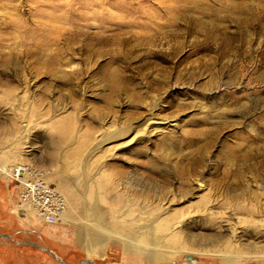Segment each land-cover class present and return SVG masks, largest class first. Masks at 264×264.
Listing matches in <instances>:
<instances>
[{"label": "rangeland", "instance_id": "374dc122", "mask_svg": "<svg viewBox=\"0 0 264 264\" xmlns=\"http://www.w3.org/2000/svg\"><path fill=\"white\" fill-rule=\"evenodd\" d=\"M0 234V264H264V0H0Z\"/></svg>", "mask_w": 264, "mask_h": 264}, {"label": "built area", "instance_id": "2783aa9c", "mask_svg": "<svg viewBox=\"0 0 264 264\" xmlns=\"http://www.w3.org/2000/svg\"><path fill=\"white\" fill-rule=\"evenodd\" d=\"M4 174L10 182L18 185L21 207L34 211L37 218L48 224L58 221L66 203L64 196L56 188L41 177H28L26 170L19 173L15 168Z\"/></svg>", "mask_w": 264, "mask_h": 264}, {"label": "crops", "instance_id": "0c3cea01", "mask_svg": "<svg viewBox=\"0 0 264 264\" xmlns=\"http://www.w3.org/2000/svg\"><path fill=\"white\" fill-rule=\"evenodd\" d=\"M0 237H3V238H5V239H8V240H12V236H9V235H6V234H0ZM18 243H22L23 245L24 244H26V245H28L29 247H37V248H40L39 246H37L35 243H30V242H20V241H18ZM17 243V244H18ZM10 247L12 248L13 247V245H10ZM17 253H15L14 251H13V249H11V251H8V253L6 252V255L7 256H5V260H7V261H11V259H14L15 258V255H16ZM20 254V253H19ZM31 255H33L32 253H31ZM24 256V255H23ZM55 257H57V256H55ZM37 257H32V259H36ZM23 260V259H22ZM21 261V258L18 256V258H15L14 259V261H13V263L12 264H19V263H21L20 262ZM60 262H61V260H60ZM62 263L63 264H73V263H64L63 261H62ZM7 264H11V263H7ZM29 264H32V263H29Z\"/></svg>", "mask_w": 264, "mask_h": 264}, {"label": "water", "instance_id": "95a60500", "mask_svg": "<svg viewBox=\"0 0 264 264\" xmlns=\"http://www.w3.org/2000/svg\"><path fill=\"white\" fill-rule=\"evenodd\" d=\"M49 251V250H48ZM49 253H50V251H49ZM186 260H187V262L188 263H192V262H194V258L192 257V256H186ZM79 264H95L94 262H92V261H90V260H83L81 263H79Z\"/></svg>", "mask_w": 264, "mask_h": 264}, {"label": "bare ground", "instance_id": "6f19581e", "mask_svg": "<svg viewBox=\"0 0 264 264\" xmlns=\"http://www.w3.org/2000/svg\"><path fill=\"white\" fill-rule=\"evenodd\" d=\"M202 27V26H201ZM198 31H200L199 29H198ZM12 170V168H9V167H7V168H4V170H2V172L3 173H9L10 171ZM16 170H17V172H22L24 169L22 168V167H20V166H18V167H16ZM15 171V170H14ZM223 264H225V262H223Z\"/></svg>", "mask_w": 264, "mask_h": 264}, {"label": "flooded vegetation", "instance_id": "af4514ba", "mask_svg": "<svg viewBox=\"0 0 264 264\" xmlns=\"http://www.w3.org/2000/svg\"><path fill=\"white\" fill-rule=\"evenodd\" d=\"M49 252V251H48ZM51 254V253H50ZM54 258L53 259H56V261H60L57 257H55V256H53ZM77 264H79V263H77ZM95 264H97V263H95Z\"/></svg>", "mask_w": 264, "mask_h": 264}]
</instances>
